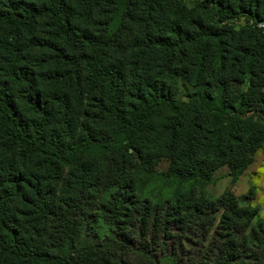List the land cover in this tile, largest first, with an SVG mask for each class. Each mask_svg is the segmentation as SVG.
Masks as SVG:
<instances>
[{
  "label": "trees",
  "instance_id": "trees-1",
  "mask_svg": "<svg viewBox=\"0 0 264 264\" xmlns=\"http://www.w3.org/2000/svg\"><path fill=\"white\" fill-rule=\"evenodd\" d=\"M263 25L264 0H0V264H264L255 194L206 189L264 150Z\"/></svg>",
  "mask_w": 264,
  "mask_h": 264
},
{
  "label": "rangeland",
  "instance_id": "rangeland-1",
  "mask_svg": "<svg viewBox=\"0 0 264 264\" xmlns=\"http://www.w3.org/2000/svg\"><path fill=\"white\" fill-rule=\"evenodd\" d=\"M187 2L191 5L194 0H187ZM245 23L246 20L243 17L235 24L236 26H242ZM167 166L168 162L162 160L158 163L157 168L166 169ZM230 172L228 166L220 167L216 171L212 183L207 185V191L216 197L228 191H232L236 196L253 192L255 196L252 200V205L258 206L261 216L264 217V150L261 149L255 154L254 163L240 176L234 177ZM167 245H171V242L167 241ZM144 260L146 258L142 260L132 259L129 264H146Z\"/></svg>",
  "mask_w": 264,
  "mask_h": 264
}]
</instances>
